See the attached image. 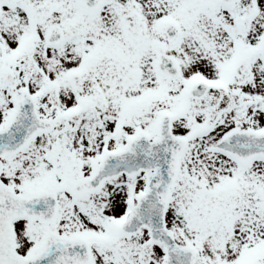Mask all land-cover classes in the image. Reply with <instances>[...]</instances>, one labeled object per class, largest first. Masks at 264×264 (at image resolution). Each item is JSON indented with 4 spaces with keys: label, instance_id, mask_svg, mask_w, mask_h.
<instances>
[{
    "label": "snow or ice",
    "instance_id": "1",
    "mask_svg": "<svg viewBox=\"0 0 264 264\" xmlns=\"http://www.w3.org/2000/svg\"><path fill=\"white\" fill-rule=\"evenodd\" d=\"M0 264H264V0H0Z\"/></svg>",
    "mask_w": 264,
    "mask_h": 264
}]
</instances>
